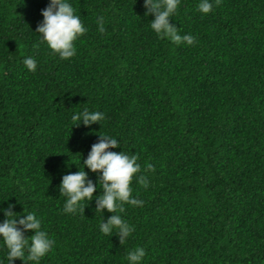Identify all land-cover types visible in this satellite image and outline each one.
I'll list each match as a JSON object with an SVG mask.
<instances>
[{
	"label": "trees",
	"instance_id": "1",
	"mask_svg": "<svg viewBox=\"0 0 264 264\" xmlns=\"http://www.w3.org/2000/svg\"><path fill=\"white\" fill-rule=\"evenodd\" d=\"M69 2L87 32L61 60L35 32L49 0H0V207L41 219L55 245L40 264H127L138 246L143 264H264V0H212L207 15L181 0L169 22L192 46L158 38L143 0ZM85 109L101 126L72 127ZM102 134L141 165L130 187L144 203L123 206L135 229L123 244L99 231L102 189L76 214L59 192Z\"/></svg>",
	"mask_w": 264,
	"mask_h": 264
},
{
	"label": "clouds",
	"instance_id": "2",
	"mask_svg": "<svg viewBox=\"0 0 264 264\" xmlns=\"http://www.w3.org/2000/svg\"><path fill=\"white\" fill-rule=\"evenodd\" d=\"M219 3V0H216ZM181 4V0H143L144 15L152 16L151 30L160 39H167L175 45L184 44L192 46L196 43V37L191 34L180 35L175 25L170 24ZM198 11L204 15L213 9L212 0H200L197 5ZM42 21L35 30L39 34L40 41L45 43L52 55L61 60H68L76 55L75 42L80 36L87 32L76 11L69 0H49L47 6L41 10ZM98 31L105 32L104 18L98 17ZM23 64L28 72L37 70V61L31 57H25ZM73 126L83 124L90 127L93 124L101 126L105 115L100 111H88L85 109L76 112L71 117ZM99 141L91 146L87 158L83 160V169L62 177L59 192L65 197L63 212L65 214H76L83 211L85 205L93 201V194L97 188L102 189L95 196V213L101 215L99 231L105 236L113 234L119 237L120 244L126 242L135 230L121 215L124 205L142 206L144 201L132 196L130 184L134 174L141 171V165L137 163L138 156L126 154L124 151L115 152L110 149L120 148L117 138L108 134L98 135ZM97 174V183L88 179V172ZM153 170L151 164L147 165ZM143 187L149 186L146 176L137 177ZM99 185V187H98ZM6 201V200H5ZM14 204H8L7 208L0 207V213L5 217L0 222V247L6 250L7 264H13L19 259L23 264H40L41 260L49 254L55 240L42 230V221L34 212H24V215L15 213L12 209ZM112 215L103 222V212ZM31 230L33 233L25 237V233ZM146 256L144 247L138 246L128 251L125 260L127 264H143ZM0 264L4 260L0 259Z\"/></svg>",
	"mask_w": 264,
	"mask_h": 264
}]
</instances>
